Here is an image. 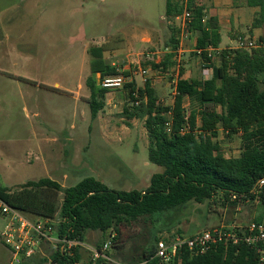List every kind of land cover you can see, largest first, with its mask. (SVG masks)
I'll use <instances>...</instances> for the list:
<instances>
[{
    "label": "rangeland",
    "instance_id": "obj_1",
    "mask_svg": "<svg viewBox=\"0 0 264 264\" xmlns=\"http://www.w3.org/2000/svg\"><path fill=\"white\" fill-rule=\"evenodd\" d=\"M176 2L187 9L189 0ZM194 2L205 8L207 20L217 17L219 10L232 21L231 29L227 24L226 31L222 30V48H237L229 35L255 42L256 47L259 39L252 34L264 37V27L251 28L258 12L247 0ZM166 8L167 0H0V185L17 189L49 178L71 187L94 177L115 191H143L150 186L151 178L163 168L149 160L144 120H129L123 113L126 106H132L127 90L111 91L106 108L93 119L87 80L92 76L100 85L101 74L92 73L91 49L104 46L106 63L127 82L135 81L142 88L146 80L153 81L160 102L172 105L180 71L202 77V59L194 55V35L179 45L177 65L168 74L153 69L151 63L159 64L173 51L172 28L178 29V23L166 17ZM229 11H233L231 16ZM131 47L135 49L128 55ZM219 53L214 56L217 66ZM216 141L227 158L240 156V134L228 136L220 131ZM54 197L59 213L63 194ZM263 212L259 197L233 208L223 206L217 196L165 214L150 230L160 240L180 233L193 236L220 226H246ZM45 222L55 230L59 217ZM120 231V247L136 244L140 228ZM111 234L116 235L89 232L86 243L103 247ZM54 246L59 247L51 244L44 255L39 252L36 264H53ZM110 251L111 245L106 252ZM12 261L0 238V264Z\"/></svg>",
    "mask_w": 264,
    "mask_h": 264
},
{
    "label": "trees",
    "instance_id": "obj_2",
    "mask_svg": "<svg viewBox=\"0 0 264 264\" xmlns=\"http://www.w3.org/2000/svg\"><path fill=\"white\" fill-rule=\"evenodd\" d=\"M247 1L249 6L259 9L252 30L263 28L264 0ZM184 10L176 0H167L168 19H175ZM187 10L192 16L191 31L196 35L194 55L202 59L203 65L213 68V77L185 80L184 70H181L172 106L160 102L150 80H146L142 88L137 87L135 81L124 86L132 106H126L123 113L129 120H144L149 160L163 168L161 174L151 178L146 190L115 191L94 177L71 187H63L49 178L27 182L17 189L0 185V198L29 218L53 221L58 215L55 230L63 240L85 244L89 231L116 233L110 235L111 251L105 252L107 258L83 261L81 247L74 248L70 255L59 246L51 254L53 264H114L112 261L137 264L150 260L160 241L152 236L150 226L156 219L191 202L203 204L220 196L223 206L229 204L236 208L259 197L264 206V187H259V181L264 179V90L261 88L264 84V37L259 38L256 48L217 51L222 44L218 18L207 20L205 8L194 0H189ZM172 30L173 51L159 64L151 63L154 70L164 74L177 65L179 30ZM105 52L104 46L91 49L93 75L100 73L102 78L120 75L106 63ZM217 53L220 56L218 66L214 63ZM87 87L91 93V115L96 119L106 108L107 95L111 91L101 88L92 76L87 80ZM220 131L228 136L241 135L239 157L227 158L222 153L216 141ZM57 193L63 194L59 213L54 197ZM262 220L264 212L255 222ZM133 226L140 228L137 238L134 237L136 244L120 247L117 244L120 229ZM102 249L100 245L96 247L99 252ZM152 264L159 262L154 260ZM170 264L261 263L254 248L244 243L223 242L206 252L184 247Z\"/></svg>",
    "mask_w": 264,
    "mask_h": 264
},
{
    "label": "built area",
    "instance_id": "obj_3",
    "mask_svg": "<svg viewBox=\"0 0 264 264\" xmlns=\"http://www.w3.org/2000/svg\"><path fill=\"white\" fill-rule=\"evenodd\" d=\"M174 20L178 23L180 47H182L186 41H190L194 36L191 31L192 16L185 9L183 14L177 16ZM255 47V42H247L244 38H239L235 49ZM197 52L201 54V51ZM201 68L203 79H211L213 77L212 67L202 64ZM127 83L126 77L122 75L106 76L100 80L101 88L107 91H119L124 89ZM259 187H264V179L259 181ZM0 226L1 241L13 256L11 264H22L24 259L33 258L40 252L44 244H57L70 255L73 254L74 248L84 246V244L76 240L61 239L57 235L56 230L49 226L48 223L43 220L29 218L23 212L6 204L1 198ZM223 242H230L233 245L244 243L254 248L259 254L260 263L264 264V220L260 222L253 221L246 226H220L202 231L193 236H176L171 239H162L157 244L153 258L137 264H152L154 260H157L159 264H170L174 262L179 251L184 247L190 250L206 252L211 247ZM109 247L110 243L104 245L102 252L92 250L93 259L107 258L105 252Z\"/></svg>",
    "mask_w": 264,
    "mask_h": 264
},
{
    "label": "crops",
    "instance_id": "obj_4",
    "mask_svg": "<svg viewBox=\"0 0 264 264\" xmlns=\"http://www.w3.org/2000/svg\"><path fill=\"white\" fill-rule=\"evenodd\" d=\"M254 9H256L255 10V12L254 13H257L258 12V8H254ZM222 11V10H221ZM229 13H230V15L229 16H231V14H233V11H229ZM216 15H217V18H218V20H219V25H220V32H221V35H222V30H224V31H226V25L227 24H230V29L232 28L231 27V25H232V21L231 20H226L225 18H223V17H225V15H226V12H224V11H222V12H220L219 10H217V12H216ZM238 16V19L240 20V16H239V14L237 15ZM231 32H233V31H235L234 29H232V30H230ZM230 32V33H231ZM229 33V34H230ZM235 36V35H234ZM252 36L254 37V38H260V37H263V36H261V35H258V37H256V36H254V34H252ZM237 37V36H236ZM236 37H233L232 35H229V38H230V41L231 42H237V39H235ZM184 45V44H183ZM195 45H196V43H195ZM135 48L134 47H131L129 50H128V55H129V53H130V51L132 52V50H134ZM222 49H224V48H222V47H220L217 51H221ZM216 50L215 51H213L214 53H216L217 52ZM194 52H195V50H194ZM198 53V52H197ZM198 54H200V53H198ZM112 55H114V54H112ZM127 55V54H126ZM127 55V56H128ZM112 65H115V64H112ZM193 78H202V77H199V76H195V77H189L188 76V74L187 73H185V71H184V74H183V79H185V80H191V79H193ZM203 79V78H202ZM178 80V79H177ZM151 81V80H150ZM176 83H177V81L175 82V85L173 86V89H172V95L174 96V99H175V96H176ZM151 84L153 85V81H151ZM58 86V85H57ZM153 87H154V85H153ZM46 89H49V88H46ZM156 90V89H155ZM110 94V93H109ZM109 94L107 95V97L109 96ZM173 104H174V102H173ZM172 104V105H173ZM172 105H170V106H172ZM89 232H93V231H89ZM89 232L87 233V235L89 234ZM95 233H99V232H95ZM101 233V232H100ZM103 234V233H102ZM104 235V234H103ZM106 244H108V243H106ZM100 245V244H99ZM98 245V246H99ZM47 247H51V244H44L43 246H42V251H40V254L41 255H44V249L45 248H47ZM104 247V246H103ZM53 249H56V247L54 246L53 247ZM92 250H96V247L95 246H92V245H90V244H88V243H85L84 244V246L83 247H81V249H80V252H81V255H82V258H83V261H86V260H89V259H91V258H93V253H92ZM40 254H38V255H40ZM38 255H36V256H34L33 258H29V259H24L23 260V262H22V264H36L37 263V260H36V258L38 257ZM82 261V262H83ZM114 264H121V263H117V262H115V261H112ZM11 264V263H10ZM81 264V263H80Z\"/></svg>",
    "mask_w": 264,
    "mask_h": 264
}]
</instances>
